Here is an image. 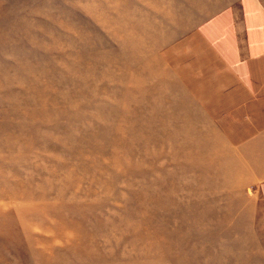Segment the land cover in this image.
<instances>
[{
    "label": "rangeland",
    "instance_id": "rangeland-1",
    "mask_svg": "<svg viewBox=\"0 0 264 264\" xmlns=\"http://www.w3.org/2000/svg\"><path fill=\"white\" fill-rule=\"evenodd\" d=\"M222 2L0 0V264H264L224 142L152 98Z\"/></svg>",
    "mask_w": 264,
    "mask_h": 264
},
{
    "label": "crops",
    "instance_id": "crops-1",
    "mask_svg": "<svg viewBox=\"0 0 264 264\" xmlns=\"http://www.w3.org/2000/svg\"><path fill=\"white\" fill-rule=\"evenodd\" d=\"M215 7L159 45V82L169 90L152 98L176 109V123L198 135L192 139L224 142L264 219V0Z\"/></svg>",
    "mask_w": 264,
    "mask_h": 264
}]
</instances>
